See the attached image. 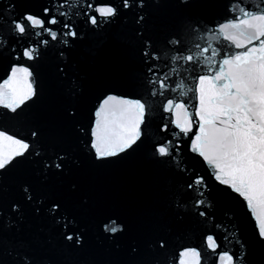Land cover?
<instances>
[{
  "label": "snow or ice",
  "instance_id": "1",
  "mask_svg": "<svg viewBox=\"0 0 264 264\" xmlns=\"http://www.w3.org/2000/svg\"><path fill=\"white\" fill-rule=\"evenodd\" d=\"M0 264H264V0H0Z\"/></svg>",
  "mask_w": 264,
  "mask_h": 264
}]
</instances>
